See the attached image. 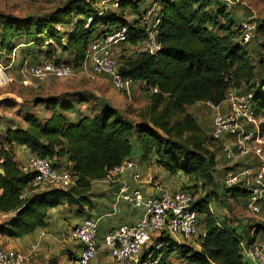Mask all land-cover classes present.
I'll return each mask as SVG.
<instances>
[{
  "label": "trees",
  "instance_id": "1",
  "mask_svg": "<svg viewBox=\"0 0 264 264\" xmlns=\"http://www.w3.org/2000/svg\"><path fill=\"white\" fill-rule=\"evenodd\" d=\"M101 1L66 0L43 15L0 16V58L7 61L17 42L24 41L36 45L28 54L78 68L95 37L124 27V44L134 46L144 39L140 1H122L118 8L104 12ZM153 3L160 49L156 54L118 57L120 75L140 82L150 92L137 120L126 118L108 103L95 112L78 114V107L91 99L89 94H38L33 102L43 106L47 116L27 114L22 118L24 127L0 131V232L21 238L44 228L48 210L62 203L84 214L91 208V182L105 178L129 159L134 142L143 160H152L170 176L185 178L181 188L194 196L193 208L199 219L202 216L204 238L199 249L161 236L157 242L162 248L156 251L161 253L160 264H168L171 255L183 264H244L238 243L254 237L250 238V232L243 237L236 226L217 219L210 204L225 209L228 198L245 202L248 191L241 183L226 187L216 181L215 148L223 144L207 134L187 108L196 103L217 106L229 90H244L252 93L253 116L264 118V58L252 62L248 43L241 41L240 22L220 0ZM256 31L264 34L263 20L257 22ZM70 114H77V120L72 121ZM259 129L264 132V121ZM14 145L50 160L53 166L67 158L73 185L67 190L33 186V174L21 172L14 160ZM256 228L250 231L261 230L264 236V224ZM47 264L59 263L51 258Z\"/></svg>",
  "mask_w": 264,
  "mask_h": 264
},
{
  "label": "built area",
  "instance_id": "2",
  "mask_svg": "<svg viewBox=\"0 0 264 264\" xmlns=\"http://www.w3.org/2000/svg\"><path fill=\"white\" fill-rule=\"evenodd\" d=\"M122 1L141 0H102L100 11H106V5L118 8ZM220 1L229 10L239 2V0ZM142 20L145 23L146 34L142 41L133 46L134 52L156 54L160 46L157 42L159 18L156 16L155 3L151 2L143 9ZM256 27L257 22L253 15H247L240 21L242 43L256 39ZM126 37L127 30L124 27L95 37L88 46L84 62L78 68L69 64H56L50 60L31 64L23 62L19 68V75L23 83L37 84L48 78H70L76 72H80L90 79L93 76H103L116 91L125 92L134 81L120 75L118 56L114 53V49L124 44ZM16 47L7 58L6 64L0 62V87L7 85L11 79L8 69L15 63ZM152 92H156V89H152ZM251 99L250 91L231 89L226 93L221 104L214 106L205 103L214 111L210 135L222 142V152L226 160L233 159L234 151L241 155L247 154L248 145L252 143L258 145L254 152L262 158L258 153L260 145H264V132L255 125V117L250 108ZM222 105L225 106V111L220 110ZM248 126L250 128H247ZM230 137L235 138L233 146L227 142V138ZM132 167L133 163L127 159L110 170L108 176L117 177L121 172L131 170ZM69 168L68 161L65 164L58 162L57 166H53L50 160L35 154H30L23 163L19 164L21 172L33 174L32 185L43 189L70 188L74 180L70 176ZM133 178L139 180L140 175L134 173ZM238 183L248 191L245 200L247 211L254 216L259 215L264 200V163L259 168H239L224 173L222 184L226 187ZM116 198L136 208H142L144 212L137 223L120 226L102 237V247L111 258L112 264H160L161 253L156 251L162 248L157 242L161 236H167L177 244L185 243L193 249H199L204 232L199 228V216L193 208L194 196L188 190L182 188L162 190L158 194L145 196L139 189L121 186ZM253 232L254 229L250 231V238L254 237ZM68 234L79 245L80 252L67 264H91L98 248L97 219L84 218L80 224L71 228ZM41 235L44 236L45 232L41 231ZM1 238L0 233V264L28 263L29 254L5 248ZM151 238H154V244H151L145 251L146 254L142 256L140 252ZM238 244L244 264H264V241H258L255 237L250 242L240 240Z\"/></svg>",
  "mask_w": 264,
  "mask_h": 264
},
{
  "label": "crops",
  "instance_id": "3",
  "mask_svg": "<svg viewBox=\"0 0 264 264\" xmlns=\"http://www.w3.org/2000/svg\"><path fill=\"white\" fill-rule=\"evenodd\" d=\"M154 0H141V8L144 9L148 4ZM244 18H242L243 20ZM257 38V37H256ZM33 44L25 43L24 41H18V53H27ZM1 54V53H0ZM23 54V55H24ZM26 56L21 60L28 64L43 61V56L31 55ZM56 55L61 59H66L65 55H60L56 52ZM4 58V57H2ZM5 59V58H4ZM1 60V58H0ZM4 64L7 63L3 62ZM44 82V81H43ZM42 84V82H41ZM45 85V86H44ZM47 84H42L41 87H46ZM40 90V89H39ZM40 91H52L50 88H44ZM41 109L36 110L33 114L38 118L47 116V111L41 106ZM80 107V106H79ZM78 114L83 115L89 113L87 110H81ZM120 110L122 108H116ZM211 108L203 103H196L188 107L187 112L190 113L197 123L200 125V118H204ZM221 111H225V106H220ZM213 111V110H212ZM122 112V111H121ZM123 113V112H122ZM127 114V113H124ZM70 119L76 121L77 114H70ZM15 125L24 127L25 123L20 121L19 124H12L11 122L0 126V131L7 128H14ZM201 126V125H200ZM247 128H250L248 126ZM132 150V155L129 157V161L133 163L131 170L121 172L117 177L106 176L103 179L93 180L91 182V208L86 210L84 214L78 213L75 206H68L66 203H62L57 207L48 210V216L46 225L44 228H38L32 233L23 236L21 238H9L4 231L2 234L1 243L5 248H9L16 251H21L30 255V259L27 264H47L51 258H56L59 264H67V262L78 256L80 252L79 245L69 236V231L74 226L80 224V222L86 218L91 217L97 219V242L98 248L96 256L91 264H112L111 258L107 255L106 251L102 247V237L111 230L123 225H133L137 223L143 216V209L131 206L121 199H117L116 195L121 186H126L129 189H139L145 196L158 194L162 190H175L181 188L185 183V178L180 175L170 176L164 170L155 165L152 160H143L141 152L135 144ZM14 153V160L17 164L23 163L26 158L31 154L25 147L14 145L12 147ZM249 151V149H248ZM234 157L230 162H227L224 157L216 156V160L219 164V168H226L235 166V170L241 166L254 167L253 161L249 154L241 155L234 151ZM222 159H225L224 161ZM59 163L65 164L67 158L63 157L58 160ZM226 162V163H225ZM241 165V166H240ZM216 166V168L218 167ZM224 170L215 172L216 181H223ZM138 173L140 179L133 178V174ZM219 183V182H218ZM40 190H44L43 188ZM3 218V216H2ZM238 223H233V226H237ZM202 230V229H201ZM41 231L45 232V235H41ZM254 233L256 240L264 241L262 231L258 230ZM34 246V248H32Z\"/></svg>",
  "mask_w": 264,
  "mask_h": 264
},
{
  "label": "rangeland",
  "instance_id": "4",
  "mask_svg": "<svg viewBox=\"0 0 264 264\" xmlns=\"http://www.w3.org/2000/svg\"><path fill=\"white\" fill-rule=\"evenodd\" d=\"M65 1L66 0H0V16L9 15L11 17L21 18L29 15H43ZM105 8L108 9V11L114 9L110 5H106ZM230 13L238 23L247 15H253L256 22L264 21V0H239L238 3L231 7ZM47 43L48 42H45V44ZM45 44H43L41 48ZM16 48L15 63L8 69V75L11 79L7 85L0 87V126L10 122L11 125L13 123L19 124L20 121H22L23 116L27 114L33 115L36 110L41 109V105H37L33 102L34 97L38 94L41 96L48 94H71L73 92H78L83 95L89 94L92 97L89 101L83 103L79 107L81 110L95 112L99 109L102 103H108L114 108H122L121 111L127 113L125 114V117L133 121L137 120V115L145 108L149 101L150 92L147 91L140 82H134V84H132L125 92H119L116 91L109 80L103 76H93L90 79L80 72H76L75 75L70 78H48L42 82V84H47L46 87H41V83H23L22 78L19 75V68L22 64L21 60L30 55H27L28 53L24 54L23 52L18 53V47ZM35 48L36 45L33 44L30 50ZM246 48L252 58V62L257 64V61L261 57L264 58V34L257 32V38L248 42ZM114 53L118 57L119 55H125V57H127L135 54L133 46L127 44H121L116 47ZM5 61L4 58H1L0 60L1 63ZM44 88H50L52 91H40ZM213 112L214 111L211 110L209 115V112L207 111L208 114L204 118H200V125L207 134L210 133ZM254 119L255 125L258 127L264 121V118L262 117ZM234 141L235 138L233 137L227 138V142L230 146H233ZM134 145L135 143L133 142L132 146ZM221 147V144H216L215 155L217 157H224ZM257 147L258 145L255 143L249 144L248 154L255 165L254 167L259 168L264 163V145H260L258 153L262 158H259L254 152V149H257ZM222 160L224 161L225 159ZM227 162H230V160ZM221 165L224 166V164H219V166ZM219 166L216 168V172L227 169V167L220 169ZM231 168L232 170H235L236 167L231 166ZM246 168L249 167H240V169ZM218 182L220 184V180H218ZM210 205L211 210L217 219L232 225L235 222L238 223L236 228L243 231V237L247 238L253 227H257V230L261 224H264V200L261 203V212L257 216L250 214L245 207V202L241 200L228 198V206L225 209L218 208L216 205L213 206V204ZM199 220H202V216H200ZM199 228H202L201 222L199 223ZM151 244H154V238H151L147 242L140 253L143 254ZM167 262L168 264H183L182 261L173 255L168 257Z\"/></svg>",
  "mask_w": 264,
  "mask_h": 264
},
{
  "label": "water",
  "instance_id": "5",
  "mask_svg": "<svg viewBox=\"0 0 264 264\" xmlns=\"http://www.w3.org/2000/svg\"><path fill=\"white\" fill-rule=\"evenodd\" d=\"M0 174H3V171L2 170H0Z\"/></svg>",
  "mask_w": 264,
  "mask_h": 264
}]
</instances>
